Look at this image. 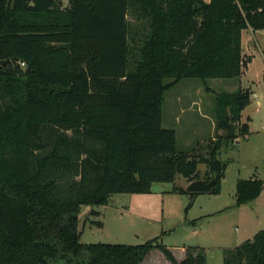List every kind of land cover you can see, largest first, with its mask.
Returning <instances> with one entry per match:
<instances>
[{"label": "trees", "instance_id": "obj_1", "mask_svg": "<svg viewBox=\"0 0 264 264\" xmlns=\"http://www.w3.org/2000/svg\"><path fill=\"white\" fill-rule=\"evenodd\" d=\"M130 10L143 22L139 40ZM246 28L264 29V0H0V264H140L154 248L171 264H205L204 248L185 247L178 261L156 238L82 243L79 207L176 176L214 178L209 193L220 192L216 154L248 134L240 113L251 90L216 95L225 135L205 153L177 150L161 106L183 79L239 78ZM263 188L264 179L238 178L234 205ZM224 264H264V229L224 249Z\"/></svg>", "mask_w": 264, "mask_h": 264}, {"label": "rangeland", "instance_id": "obj_2", "mask_svg": "<svg viewBox=\"0 0 264 264\" xmlns=\"http://www.w3.org/2000/svg\"><path fill=\"white\" fill-rule=\"evenodd\" d=\"M55 1L60 7H65L68 3V0ZM135 18L130 10L127 19L131 32L134 31L139 40L144 33L143 22ZM255 35L254 38L258 41L252 40L248 47L252 43L260 44V47L253 49L254 55L247 62L251 63L247 75L249 82H240L239 78H187L164 92L161 124L175 130L177 150L205 153L211 140L225 135L224 130L215 129L216 95L220 93H233L239 88L250 89L251 100L244 116L252 117V126L256 130L264 126V82L261 78V71L264 69V31L257 30ZM12 63L19 65L20 69L24 68L19 61ZM258 140L262 145L259 152L264 155V132L237 136L218 150L217 159L225 163L223 190L219 196L201 192L189 215H186L191 202L189 194L181 195L172 189L174 186L185 188L190 181L176 176L173 183L152 182L149 191L145 193H113L106 205H81L78 213L80 241L87 244H141L156 238L166 248L173 249L178 254V248L191 246L200 240L201 222L195 219L192 224L189 216H196L201 211L199 205L207 204L223 208L222 214L216 219L221 223L222 232L227 239L225 243L232 244L234 236L243 230L246 221V216L240 214V220L236 210H233L236 181L251 174V166L257 160L251 141ZM198 173L201 178L210 175L203 163L198 165ZM205 256L206 264H223L224 249H206ZM146 259L149 264L169 263L158 248L153 249Z\"/></svg>", "mask_w": 264, "mask_h": 264}, {"label": "crops", "instance_id": "obj_3", "mask_svg": "<svg viewBox=\"0 0 264 264\" xmlns=\"http://www.w3.org/2000/svg\"><path fill=\"white\" fill-rule=\"evenodd\" d=\"M264 31V29H261ZM257 30H252L251 28H246L242 30L241 33V41H242V52L244 55H247L252 59L253 57V49L256 48V46L260 47V44L252 43L248 47V44L254 39L258 41L255 33ZM261 49V48H260ZM262 52L264 50L262 49ZM251 61V60H250ZM249 65L251 66V63L247 64L246 67L243 69L242 74L239 77L240 82H243L248 80V72H249ZM264 77V69L261 71V78L262 81ZM242 84V83H241ZM259 103V102H257ZM249 105V104H248ZM248 105L241 110L240 113V123H246L248 126V133H255L259 134L260 132H264V126H261L262 128L255 129L252 125L253 119L250 116H244V112L247 109ZM264 125V124H262ZM247 136V135H246ZM247 139V138H245ZM252 149L256 154L257 160L252 164V172L247 177L255 176L261 179H264V155L259 152L260 148L262 147L260 141H251ZM239 149V148H238ZM261 151V150H260ZM258 153V154H257ZM255 158V157H254ZM245 177V176H242ZM246 178V177H245ZM224 176L220 183V192L218 194H214L215 196H219L223 190V182H224ZM186 187V186H185ZM182 195V194H181ZM190 196V195H189ZM200 196V193L194 195L193 197L190 196L191 202L189 203V209L186 212V215H189L190 210L193 208L195 203L198 200V197ZM235 202V197L234 201ZM200 212L199 214H196V216H189L190 221H194L195 219L200 220L199 225V234L200 240H197L194 244L191 246H197L202 247L205 250L206 249H232L235 246H237L239 243H241L243 240L251 238L258 230L264 229V188L261 191V193L249 204H242L239 206H234L233 210H236L235 212L239 215L238 218L241 219V215L246 216L245 221V227L243 230L234 236L232 244H226L225 241L227 240L224 237V234L221 229V223L219 222V219H216L217 216H220L219 214H222L223 208L221 206H210L207 204L199 205ZM219 218V217H218ZM263 223V224H260ZM262 225V226H259ZM195 231V230H193ZM155 249V248H154ZM153 250V249H152ZM150 250V252L152 251ZM173 256L176 258V260L181 261L185 258L186 251L185 246H182L181 248H178L179 251L178 254H175L173 249H170ZM149 252V253H150ZM148 253V254H149ZM147 254V255H148ZM146 255V256H147ZM146 256L143 258L142 262L140 264H149L147 262ZM166 258V257H165ZM169 261V260H168ZM224 264V257L223 262ZM168 264H171L170 261ZM206 264V261H205Z\"/></svg>", "mask_w": 264, "mask_h": 264}, {"label": "water", "instance_id": "obj_4", "mask_svg": "<svg viewBox=\"0 0 264 264\" xmlns=\"http://www.w3.org/2000/svg\"><path fill=\"white\" fill-rule=\"evenodd\" d=\"M48 46H51L52 43H47ZM8 62V59L5 60H0V65L1 64H6ZM215 182L214 178H211L208 181H205L203 179H195L190 181L186 187L185 190L188 192H209L211 190V188L213 187Z\"/></svg>", "mask_w": 264, "mask_h": 264}]
</instances>
